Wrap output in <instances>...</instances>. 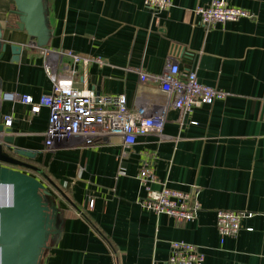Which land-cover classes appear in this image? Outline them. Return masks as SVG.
Here are the masks:
<instances>
[{"label": "crops", "instance_id": "1", "mask_svg": "<svg viewBox=\"0 0 264 264\" xmlns=\"http://www.w3.org/2000/svg\"><path fill=\"white\" fill-rule=\"evenodd\" d=\"M46 1L51 37L37 48L16 30L12 0H0L1 27L8 17L14 27L3 31L0 57L1 120L10 129L5 136L14 140L8 148L35 154L15 158L40 173L19 169L41 180L54 205L64 208L61 237L50 244L43 264H167L172 241L196 246L202 264H264V0H228L253 17L209 29L193 11L212 0H170L171 7L156 17L144 0ZM11 45L22 48L17 63ZM59 51L99 57L105 64L73 66L66 58L60 62ZM168 59L228 95L182 115L158 83L138 79V72L161 74ZM46 64L71 71L77 88L124 94L129 108L150 103L147 116L163 113L162 132L140 136L125 150L121 175L124 148L116 136L91 145L73 137L45 152L48 110L39 106L34 112L32 105L51 92ZM22 96L32 105L21 102ZM143 163L157 180L153 190L197 189L194 220L176 222L139 205L145 192L136 175ZM219 210L250 215L236 237L220 239Z\"/></svg>", "mask_w": 264, "mask_h": 264}, {"label": "built area", "instance_id": "2", "mask_svg": "<svg viewBox=\"0 0 264 264\" xmlns=\"http://www.w3.org/2000/svg\"><path fill=\"white\" fill-rule=\"evenodd\" d=\"M143 5L152 16L171 7L170 0H144ZM194 14L202 27L212 28L228 22H237L242 18H252V14L240 8L233 7L228 0H212L208 6H198ZM60 62L66 58L74 65L87 68L91 64L102 66L105 62L94 56H83L72 51H59ZM45 73L51 82V92L40 97L37 105H32L29 96L20 97L24 104L32 105L36 112L39 106L48 110V124L45 133L44 150L53 152L62 141L73 137L84 139L85 143L93 144L102 137L116 136L123 145L120 154L118 175L123 174L121 166L126 149L136 144L137 138L149 132L160 134L164 126V116L158 112L147 116L153 106L143 104L137 108H129L124 94L113 96L96 95L86 89H80L72 84L71 71L57 70L51 65L45 66ZM140 84L155 82L159 84L162 93L171 98L170 107L182 115L190 114L203 105H211L216 100H224L228 95L217 88L203 85L194 71H181L178 62L168 59L163 72L159 75H146L138 72ZM167 108V107H165ZM10 117L4 119V124H10ZM144 189V197L138 199L139 205L154 214H164L176 222H190L196 218L200 206L196 200L197 189L191 188L183 193L162 186L156 191L151 184L157 180L147 163H143L136 175ZM93 200H89L91 206ZM249 214L234 211L219 210L216 213V230L220 239L236 237L241 229V222ZM203 255L194 245L172 241L169 243L167 264H202Z\"/></svg>", "mask_w": 264, "mask_h": 264}, {"label": "water", "instance_id": "3", "mask_svg": "<svg viewBox=\"0 0 264 264\" xmlns=\"http://www.w3.org/2000/svg\"><path fill=\"white\" fill-rule=\"evenodd\" d=\"M10 14L16 18V30L24 32L29 45L45 47L51 37L49 10L46 0H12ZM14 30L10 17L4 29L0 24V57L5 52L6 43L2 42L3 31ZM11 61L17 63L22 48L9 47ZM0 80V97H1ZM10 129L5 128L0 113V188L4 195L0 199V264H43L50 244L58 243L62 232V212L50 200V193L41 180L24 173L19 168L40 173L31 165L16 159H28L35 154L22 150H12L13 138L5 136Z\"/></svg>", "mask_w": 264, "mask_h": 264}, {"label": "bare ground", "instance_id": "4", "mask_svg": "<svg viewBox=\"0 0 264 264\" xmlns=\"http://www.w3.org/2000/svg\"><path fill=\"white\" fill-rule=\"evenodd\" d=\"M2 195H4V190L2 188H0V199H1Z\"/></svg>", "mask_w": 264, "mask_h": 264}]
</instances>
